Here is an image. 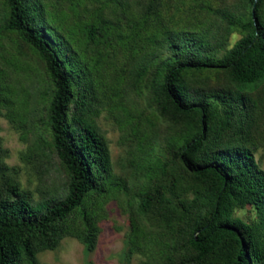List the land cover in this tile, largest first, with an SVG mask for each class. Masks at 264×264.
Instances as JSON below:
<instances>
[{
  "label": "rangeland",
  "instance_id": "rangeland-1",
  "mask_svg": "<svg viewBox=\"0 0 264 264\" xmlns=\"http://www.w3.org/2000/svg\"><path fill=\"white\" fill-rule=\"evenodd\" d=\"M34 26L65 64L75 101L103 139L109 169L96 188L58 225L53 249L35 245L22 264H228L221 255L196 259L184 232L204 212L190 215L197 188L179 157L193 131L161 115L151 84L175 64L170 39L192 40L195 60L221 63L244 36L252 3L244 0H30ZM8 0H0V193L16 186L32 204L62 201L69 177L53 148V82L38 53L7 28ZM186 86L209 94L219 116L234 113L231 129L211 138L217 147L249 150L264 172V83L237 89L225 72L185 73ZM231 103L232 99L228 100ZM72 110L70 108L69 116ZM223 118V117H222ZM221 120V119H220ZM221 122V121H220ZM148 199L149 209L139 204ZM233 217L247 225L252 205Z\"/></svg>",
  "mask_w": 264,
  "mask_h": 264
},
{
  "label": "trees",
  "instance_id": "trees-1",
  "mask_svg": "<svg viewBox=\"0 0 264 264\" xmlns=\"http://www.w3.org/2000/svg\"><path fill=\"white\" fill-rule=\"evenodd\" d=\"M244 1L252 3L254 14L251 10L249 23L242 26L244 36L226 51L221 63L196 61L199 52L194 42L174 37L169 47L175 52V64L165 69L159 82L151 84L160 114L193 131L179 160L197 188L196 206L193 210L185 207V211L193 215L204 208L184 232L186 245L200 262L221 255L228 264H264V172L246 148L217 147L211 138L214 125L220 132L231 129L233 102L236 105L243 97H223L228 110L222 118L209 94L191 91L185 82L186 72L212 68L225 72L240 90L264 83V0ZM8 5L7 28L38 53L53 82L50 133L69 177L68 193L59 202L32 204L13 185H6L0 193V264H22L23 257L33 258L35 245L51 250L58 244V225L96 188L95 175L108 171L109 155L74 99L71 79L46 39V28L34 26L37 14L30 0H8ZM245 205L255 207L256 224L247 225L233 217L234 210ZM149 206L148 199H143L140 213H146Z\"/></svg>",
  "mask_w": 264,
  "mask_h": 264
},
{
  "label": "water",
  "instance_id": "water-1",
  "mask_svg": "<svg viewBox=\"0 0 264 264\" xmlns=\"http://www.w3.org/2000/svg\"><path fill=\"white\" fill-rule=\"evenodd\" d=\"M256 1V0H255ZM254 14V12H253V8H252V15Z\"/></svg>",
  "mask_w": 264,
  "mask_h": 264
}]
</instances>
